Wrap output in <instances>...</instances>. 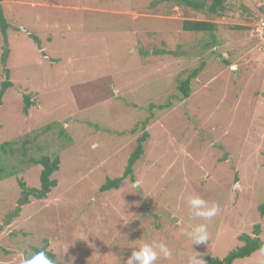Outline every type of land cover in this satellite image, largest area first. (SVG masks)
<instances>
[{"label":"rangeland","instance_id":"1","mask_svg":"<svg viewBox=\"0 0 264 264\" xmlns=\"http://www.w3.org/2000/svg\"><path fill=\"white\" fill-rule=\"evenodd\" d=\"M204 4L2 1L12 87L0 107V144L29 139V157L60 164L47 198L27 195L19 206L17 180L38 189L41 167L7 159L20 172L0 181V264L45 246L58 263L124 264L139 239L173 250L157 264H186L177 253L189 248L182 230L190 223L207 225L209 241L192 246L205 261L241 246L254 226L264 241V0H225L215 16ZM184 20L217 28L184 32ZM2 48L0 34V57ZM201 65L181 99L179 84ZM24 96L33 102L27 114ZM143 126L133 179L102 192L122 176ZM192 195L218 205L217 215L193 217ZM233 264H264V252Z\"/></svg>","mask_w":264,"mask_h":264},{"label":"trees","instance_id":"2","mask_svg":"<svg viewBox=\"0 0 264 264\" xmlns=\"http://www.w3.org/2000/svg\"><path fill=\"white\" fill-rule=\"evenodd\" d=\"M3 0H0V34L3 40V48L0 57V63L3 68V72L5 74V80L0 85V107L2 105V99L5 92L12 87V83L9 80V70L5 67L9 55L8 49V39H7V30L9 25L4 17L3 10H2V3ZM162 2H171L175 6H185L189 7L195 11H202L206 6L204 4V0H161ZM225 0H210V4L207 7V11L215 16L217 15L223 8ZM153 4V2H152ZM181 28L184 32L190 33H206V34H213L216 31V24L208 22V21H197V20H184L182 22ZM30 39L39 46L40 42L39 39L30 34ZM226 65H228L227 61H224ZM203 65L194 69L188 77L179 84L178 91L181 94V99L185 100L189 97L190 94V82L195 79L198 74L201 72ZM24 105L22 111L24 114H27L28 109L33 105L31 98L28 96H24L23 98ZM50 126L47 125L44 128V131H49ZM63 129L59 131V135L62 137ZM148 138V133L145 131L143 126V133L142 135L137 138L136 145L133 151L131 152L126 166L124 168L122 176L115 178V179H107L105 184L101 187V191H109L111 189H118L120 184L126 178L133 179V166L140 160L143 155L144 144ZM30 146V140L24 139L21 141H11V142H4L0 144V181L16 176L19 172L13 165L8 164L7 159L9 157H14L15 155L18 156L17 160L20 165L25 167L31 165H38L41 167V171L39 174V188L38 189H30L25 186V183L22 182L20 179L17 180L19 188L22 190V193L28 192V197L32 196L33 199L36 200H43L46 199L48 194L51 192L53 188L56 187L57 181L52 179V175L58 171L60 160L58 156L53 158L43 155L38 158L29 157L28 151ZM28 197L25 200V204L28 203ZM20 211L19 207H16L15 211L13 212L12 216H17ZM258 213L261 217H264V205L258 207ZM260 228L259 226H254L253 229V236H249L247 234H242L238 237V240L241 243V246L237 247L233 251L229 252L224 258L218 259L215 257H207L205 264H233L234 261L239 259H246L249 258L253 253L257 251L264 252V241H262L259 237ZM46 247V246H45ZM45 247L43 248L44 250ZM41 250V249H34L33 252ZM47 255L55 262V264H64L58 263L56 261L55 255L51 251H47Z\"/></svg>","mask_w":264,"mask_h":264},{"label":"clouds","instance_id":"3","mask_svg":"<svg viewBox=\"0 0 264 264\" xmlns=\"http://www.w3.org/2000/svg\"><path fill=\"white\" fill-rule=\"evenodd\" d=\"M92 147L94 148L96 145H92ZM132 187L137 189L139 185L132 184ZM186 203L195 218L210 220L219 212L218 205L209 203L199 195L188 196ZM182 235L189 242V248L187 251H178L177 255L185 258L186 264H205L202 255L195 251L192 246L209 241L207 225L203 223H190L183 228ZM172 258L173 250L165 242L155 239H139V243L135 245L131 254L124 261V264H157L158 260H171ZM19 264H55V262L47 255L46 250L41 249L35 252L27 250L21 254Z\"/></svg>","mask_w":264,"mask_h":264},{"label":"water","instance_id":"4","mask_svg":"<svg viewBox=\"0 0 264 264\" xmlns=\"http://www.w3.org/2000/svg\"><path fill=\"white\" fill-rule=\"evenodd\" d=\"M27 195H28V192H25V193L23 194V197H22V200H21L20 203H19V206H21L22 203L25 201Z\"/></svg>","mask_w":264,"mask_h":264}]
</instances>
